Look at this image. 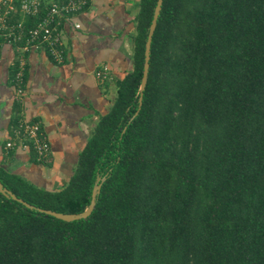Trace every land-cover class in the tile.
Returning <instances> with one entry per match:
<instances>
[{
    "label": "trees",
    "instance_id": "trees-1",
    "mask_svg": "<svg viewBox=\"0 0 264 264\" xmlns=\"http://www.w3.org/2000/svg\"><path fill=\"white\" fill-rule=\"evenodd\" d=\"M156 3L139 0L133 69L69 179L48 189L0 164L19 197L63 212L100 176L94 209L65 220L0 191V264H264V0H163L140 101Z\"/></svg>",
    "mask_w": 264,
    "mask_h": 264
},
{
    "label": "crops",
    "instance_id": "crops-1",
    "mask_svg": "<svg viewBox=\"0 0 264 264\" xmlns=\"http://www.w3.org/2000/svg\"><path fill=\"white\" fill-rule=\"evenodd\" d=\"M138 10L139 0H89L62 20V62L42 44L21 49L7 30L0 33V164L48 189L69 179L95 125L112 106L117 81L133 69ZM13 13V21L27 22L20 10ZM21 53L25 83L17 103L13 69ZM105 64L110 77L100 79L96 71ZM17 113L42 121L51 142L46 160L36 161L30 147L6 146Z\"/></svg>",
    "mask_w": 264,
    "mask_h": 264
},
{
    "label": "built area",
    "instance_id": "built-area-1",
    "mask_svg": "<svg viewBox=\"0 0 264 264\" xmlns=\"http://www.w3.org/2000/svg\"><path fill=\"white\" fill-rule=\"evenodd\" d=\"M44 0H21L19 9L24 15H40L39 21L29 30L24 29L23 20L11 22L12 11L17 9L15 0H2L0 3V33L7 30L11 40L21 49H28L34 45H44L50 55L58 62L65 59L63 46L62 20L88 6L89 0H52L44 5ZM43 6L45 12L42 13ZM20 42H22L20 44ZM18 69L14 75L17 95L21 97L24 92V72L26 58L23 53L18 56ZM96 75L100 79L110 77L107 64L99 67ZM31 147L36 151L37 159L44 161L51 152V142L39 119H26L22 117L13 129V135L6 141L8 148L16 146Z\"/></svg>",
    "mask_w": 264,
    "mask_h": 264
},
{
    "label": "water",
    "instance_id": "water-1",
    "mask_svg": "<svg viewBox=\"0 0 264 264\" xmlns=\"http://www.w3.org/2000/svg\"><path fill=\"white\" fill-rule=\"evenodd\" d=\"M162 3H163V0H157L154 13H153V18H152V21L149 27L148 37L146 40L144 71H143V76H142L141 85H140V90H141L140 101L142 100L143 90L146 86L147 79H148V73H149V68H150V51H151L152 37H153V33L157 25L160 12H161ZM102 179H104V177ZM100 180H101V177L99 176L93 187L91 202L84 210L80 212H63V211H58V210H54L51 208H44L41 206H37L23 199L22 197H19L13 190H11L6 185H4V183L1 180H0V191L8 197H12L14 199H17L23 202L25 205H27L30 208H36L39 211L45 212L46 214H51V215H54L56 217H59L65 220H74V219L88 216L94 209V206L96 203V197L98 193L100 192V188H101Z\"/></svg>",
    "mask_w": 264,
    "mask_h": 264
}]
</instances>
